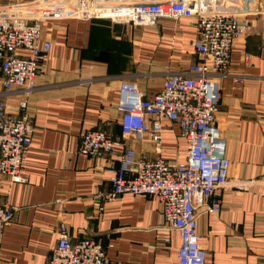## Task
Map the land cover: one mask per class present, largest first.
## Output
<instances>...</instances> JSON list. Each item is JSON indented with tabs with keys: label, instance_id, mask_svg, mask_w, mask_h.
Returning a JSON list of instances; mask_svg holds the SVG:
<instances>
[{
	"label": "crops",
	"instance_id": "1",
	"mask_svg": "<svg viewBox=\"0 0 264 264\" xmlns=\"http://www.w3.org/2000/svg\"><path fill=\"white\" fill-rule=\"evenodd\" d=\"M247 21L252 29L233 42L220 77L216 123L231 167L229 185L211 197L220 200L218 215H198L204 264H264V185L237 187L264 180V16ZM42 28L50 48L36 88L3 96L8 115L29 117L33 137L22 165L26 181L8 183L0 176V204L15 209L1 235L0 264H46L61 220L71 241L92 238L103 246L104 264H176L179 237L163 226L161 202L123 194L96 206L94 195L111 188L107 168L117 165L116 159L92 160L78 147L86 130L120 138L122 80L151 98L167 74L197 61L194 20L161 19L150 28L50 20ZM2 79L0 69V92ZM23 97L27 106L21 110ZM133 148L154 158L146 138ZM161 149L166 160L185 161L187 148L176 124L165 126Z\"/></svg>",
	"mask_w": 264,
	"mask_h": 264
},
{
	"label": "built area",
	"instance_id": "2",
	"mask_svg": "<svg viewBox=\"0 0 264 264\" xmlns=\"http://www.w3.org/2000/svg\"><path fill=\"white\" fill-rule=\"evenodd\" d=\"M257 16H264V0H15L0 4V176L8 183L26 181L22 165L31 146L32 125L25 114L8 115L3 96L15 90L27 95L36 88L39 65L50 48L43 23L106 20L113 25L150 28L161 19H192L197 30L193 41L197 61L167 74L151 98L144 97L136 83L122 80L117 99L120 138L86 130L78 151L92 160L116 159L117 165L107 168L111 188L94 195L96 206L123 194L156 197L162 204L163 226L179 237L176 264H204L207 251L199 241L198 215H218L220 200L211 197L229 185L231 167L216 123L220 77L228 69L233 42L250 33L247 20ZM25 98L20 100L21 110L27 106ZM170 123L177 125L178 137L187 148L183 163L162 156V134ZM145 138L154 158L138 155L133 148ZM256 183L264 185V180L239 182L237 187ZM14 211L0 204V240ZM57 237L46 264L106 262L99 242L92 238L71 241L63 220L57 226Z\"/></svg>",
	"mask_w": 264,
	"mask_h": 264
}]
</instances>
